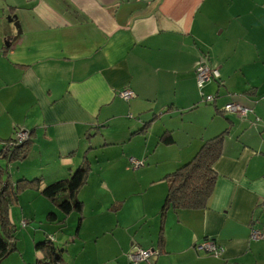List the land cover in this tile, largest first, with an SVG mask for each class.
Instances as JSON below:
<instances>
[{
    "label": "crops",
    "instance_id": "crops-1",
    "mask_svg": "<svg viewBox=\"0 0 264 264\" xmlns=\"http://www.w3.org/2000/svg\"><path fill=\"white\" fill-rule=\"evenodd\" d=\"M0 13L23 31L14 40L17 30L0 17V140L21 128L36 135L29 158L11 166L13 180L41 178L47 186L67 178L86 153L92 163L80 195V233L70 246L83 245L72 255L76 264H131L134 247L159 249L165 177L228 129L210 207L168 213L163 252L151 263L224 264L194 250L208 238L234 264L264 263V239L250 236L264 200V0H0ZM204 61L221 79L200 89L196 69ZM126 91L134 93L129 101L121 97ZM208 96L215 100L207 103ZM230 103L252 113H224ZM172 131L175 142L161 144ZM26 195L56 213L57 223L65 218L39 192ZM80 218L72 214L58 232L71 235ZM259 218L264 233V213ZM86 219L97 222L87 245ZM101 232L99 245L92 233ZM66 237L55 242L67 244Z\"/></svg>",
    "mask_w": 264,
    "mask_h": 264
},
{
    "label": "trees",
    "instance_id": "trees-1",
    "mask_svg": "<svg viewBox=\"0 0 264 264\" xmlns=\"http://www.w3.org/2000/svg\"><path fill=\"white\" fill-rule=\"evenodd\" d=\"M18 67L23 68L26 66ZM131 99L125 100L129 101ZM150 124L151 123H146L144 127L135 134H144L148 129L147 126ZM102 127L103 126L95 127V132L101 134L100 128ZM20 133H28L27 139L22 141L19 140L18 137ZM229 134L230 130L228 129L215 138L205 141L198 153L191 160L165 177L168 181V193L158 214L161 225L160 236L158 237L157 243L159 249L155 247H134L129 257H131L132 253L134 254L139 250L154 251L155 253L153 255L156 254V256L152 257L153 255H151L150 257L152 258H148L138 264H152L151 260L162 254L164 225L166 224V216L168 213L177 215L181 211H204L210 207L219 179L216 165L224 155V145L227 135ZM90 135V137H93L94 134ZM35 136L34 131L31 132L30 129L25 130L21 128L15 130L13 138L0 140V144H2V149L0 151V264L15 253H19L23 262H25V264L27 263L16 244L17 229L11 220V209L13 206L19 204L20 198L23 195L33 191L39 192L43 198L52 203L59 212L65 216L60 222L62 223V228L66 226L64 224L69 216L72 214L81 215L78 222L77 233L67 244L57 245L55 242L56 239L51 235H46L43 241L36 243V253H40L41 256L35 264H76L70 246L73 245V241L80 233V224L83 220L82 214L85 208L84 203L80 199V195L89 183L90 175L93 170L92 163L87 155L88 153H86L80 166L75 171L71 172L67 178L53 182L47 186H44L41 178H19L13 180L11 166L16 163L24 162L29 158L35 146ZM174 142L173 131L166 132L160 141L163 145H170ZM107 146H109V144L104 145V147ZM145 166L146 165H144L142 161V164L136 166V169H141ZM262 202L263 203H260L262 205L259 204L258 208L264 211V200ZM123 204L124 202L116 203L113 207V212H120ZM48 221L50 223H57L58 215L56 213H50L48 215ZM260 224H262L261 219L256 214L251 221L250 227V236L253 241L264 239V233L258 229V227H261ZM255 234H257L256 237H254ZM193 244L194 250L199 255L203 254L215 259H221L224 264L231 262L230 259L228 260L224 257V246L213 239L208 238L201 242L196 240ZM208 244L212 247L211 251L200 248ZM79 257L81 256L79 255ZM131 264L134 263L131 261ZM229 264H234V262L232 261ZM251 264L264 263H260L258 260L254 259Z\"/></svg>",
    "mask_w": 264,
    "mask_h": 264
},
{
    "label": "rangeland",
    "instance_id": "rangeland-1",
    "mask_svg": "<svg viewBox=\"0 0 264 264\" xmlns=\"http://www.w3.org/2000/svg\"><path fill=\"white\" fill-rule=\"evenodd\" d=\"M0 17L4 18V22L8 25V27L11 28L13 31H15L16 28H15L13 23L9 22L10 17L7 14L3 15V13H0ZM108 140H111V139H108ZM14 178L17 179V175H15ZM134 202H135L136 208L138 209V212L142 213V209L138 205V202L137 201H134ZM261 203H263V202H261ZM90 205H91V203H90ZM260 205H262V204H260ZM86 213L88 216H91L90 210H87ZM127 213L129 214L130 211L128 210ZM136 213H137V211L134 212V215H136ZM263 213H264V211L261 210V208H258L257 216H259V214H263ZM32 216H34V218ZM11 220L17 229V233H16L17 247L20 249L22 256H24V259L28 264H30V263L35 264L37 262V259H35L36 258V251L34 248H35L36 244H34V239L44 240L46 234H49L51 236H54V238L57 240V242L59 244H61L60 243L61 237H63V236L66 237V234H67L66 232H62V233L58 232V227L61 226L62 223L49 224L50 222L48 221V214L44 213L43 205L37 201H33L27 195L26 196L23 195L20 198L19 204L12 207V209H11ZM93 220H95V219H91L90 222L88 219L85 220V222H86L85 227H87V231L86 232L84 231L81 234V236L84 237V239L82 241L85 245H87V242H88V244H90V242L92 241V239L90 240L89 229L93 228L94 226L97 225V222L93 221ZM105 221L107 222V220H105ZM124 223L128 224L125 219H124ZM64 225H67V224L65 223ZM110 225H112V223H110L109 226ZM109 226H108V228H109ZM77 229H78V226H76V228L74 227L72 229L71 235H67V237L63 240V242L66 243L68 240H70L72 238V236H75V234L77 233ZM92 234L94 235V239H96L95 236H97V235L100 236L99 237L100 242H98L99 245H102L103 243H105L103 241L104 240L103 232L92 233ZM120 235L122 236L121 239L127 243L128 239L124 238L125 234L123 232H121ZM256 236H257V234L255 235V237ZM79 241L80 240H77V245L79 247H80V245L83 246ZM79 247H72L71 248V253L73 256H76L78 254V252L80 253L82 251L81 247L80 248ZM82 258L83 257H80L77 260H80ZM118 262H120V260L116 261L115 259H113V261H111L110 264H117ZM1 264H25V262H23L19 253H15L10 258L3 261ZM144 264H147V263H144Z\"/></svg>",
    "mask_w": 264,
    "mask_h": 264
},
{
    "label": "built area",
    "instance_id": "built-area-1",
    "mask_svg": "<svg viewBox=\"0 0 264 264\" xmlns=\"http://www.w3.org/2000/svg\"><path fill=\"white\" fill-rule=\"evenodd\" d=\"M196 78H197L198 87L202 89L208 81H213V80L219 81L221 79V74L217 69L210 67L208 62L204 61V62H201L196 69ZM121 95L125 99H131L134 96V93L131 91H126V92H123ZM214 100L215 98L213 96L206 97L207 103H211ZM223 112L228 113V114H235L240 118L248 117L252 113V111L249 108L243 105L237 104V103L227 104L224 107ZM27 137H28V133H20L18 138L19 140L22 141V140L27 139ZM135 164L136 166L140 165V163H135ZM200 248L207 249L209 251L212 250V247L210 244L203 245ZM154 253H155L154 251L150 252V251L139 250L134 254L132 253L130 258L134 264H138L150 258V256L153 255Z\"/></svg>",
    "mask_w": 264,
    "mask_h": 264
},
{
    "label": "water",
    "instance_id": "water-1",
    "mask_svg": "<svg viewBox=\"0 0 264 264\" xmlns=\"http://www.w3.org/2000/svg\"><path fill=\"white\" fill-rule=\"evenodd\" d=\"M9 22L13 23L14 22V26L17 30V36L14 37V40H17V38H19L22 35V27L20 25V23L18 21H15V18L13 19L12 17L9 18Z\"/></svg>",
    "mask_w": 264,
    "mask_h": 264
}]
</instances>
